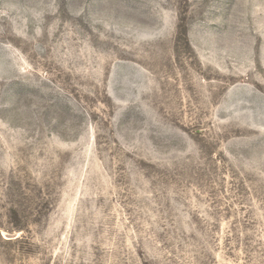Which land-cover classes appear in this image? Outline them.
Segmentation results:
<instances>
[{"label": "rangeland", "instance_id": "1", "mask_svg": "<svg viewBox=\"0 0 264 264\" xmlns=\"http://www.w3.org/2000/svg\"><path fill=\"white\" fill-rule=\"evenodd\" d=\"M0 264H264V0H0Z\"/></svg>", "mask_w": 264, "mask_h": 264}]
</instances>
